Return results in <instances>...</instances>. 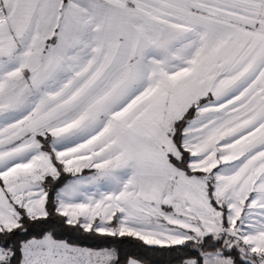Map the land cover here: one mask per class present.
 <instances>
[{
    "label": "snow or ice",
    "instance_id": "snow-or-ice-1",
    "mask_svg": "<svg viewBox=\"0 0 264 264\" xmlns=\"http://www.w3.org/2000/svg\"><path fill=\"white\" fill-rule=\"evenodd\" d=\"M264 264V0H0V264Z\"/></svg>",
    "mask_w": 264,
    "mask_h": 264
},
{
    "label": "trees",
    "instance_id": "trees-1",
    "mask_svg": "<svg viewBox=\"0 0 264 264\" xmlns=\"http://www.w3.org/2000/svg\"><path fill=\"white\" fill-rule=\"evenodd\" d=\"M167 259L168 258L163 254H150V260L152 264H166Z\"/></svg>",
    "mask_w": 264,
    "mask_h": 264
}]
</instances>
